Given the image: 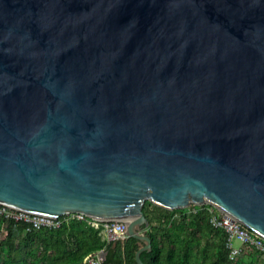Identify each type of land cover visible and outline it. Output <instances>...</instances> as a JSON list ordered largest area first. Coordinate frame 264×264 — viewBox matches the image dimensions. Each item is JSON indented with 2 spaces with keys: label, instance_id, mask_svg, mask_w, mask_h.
I'll return each mask as SVG.
<instances>
[{
  "label": "water",
  "instance_id": "95a60500",
  "mask_svg": "<svg viewBox=\"0 0 264 264\" xmlns=\"http://www.w3.org/2000/svg\"><path fill=\"white\" fill-rule=\"evenodd\" d=\"M148 201L264 238V0H0V203L125 222L145 264Z\"/></svg>",
  "mask_w": 264,
  "mask_h": 264
},
{
  "label": "trees",
  "instance_id": "16d2710c",
  "mask_svg": "<svg viewBox=\"0 0 264 264\" xmlns=\"http://www.w3.org/2000/svg\"><path fill=\"white\" fill-rule=\"evenodd\" d=\"M198 210L188 214L146 202L143 212L153 249L143 252L141 260L145 264H264V256L252 245H244L243 257L231 261L226 235L210 225L207 211ZM88 221L34 231L24 223L0 217V264H84V258L97 251L106 253L105 264H138L137 239L107 242L101 229ZM214 235L218 240L211 242Z\"/></svg>",
  "mask_w": 264,
  "mask_h": 264
},
{
  "label": "built area",
  "instance_id": "2783aa9c",
  "mask_svg": "<svg viewBox=\"0 0 264 264\" xmlns=\"http://www.w3.org/2000/svg\"><path fill=\"white\" fill-rule=\"evenodd\" d=\"M209 213V223L215 229L226 235V249L229 259L233 262L243 257L244 245H252L264 256V238L245 226L232 215L223 212L214 205H204L193 207L189 213H197L199 210ZM0 217L5 220H13L24 223L28 230L40 231L44 229L56 230L73 222L88 221L87 216L80 213H70L58 218L32 214L10 208L0 203ZM88 223L95 229H101V236L107 242L124 240L126 234L116 235L115 230H127L128 225L125 222L106 221L96 222L92 219ZM238 243V245H236ZM104 251H97L84 258V264H105Z\"/></svg>",
  "mask_w": 264,
  "mask_h": 264
},
{
  "label": "rangeland",
  "instance_id": "374dc122",
  "mask_svg": "<svg viewBox=\"0 0 264 264\" xmlns=\"http://www.w3.org/2000/svg\"><path fill=\"white\" fill-rule=\"evenodd\" d=\"M209 203H205L204 205H208ZM204 205H201V206H204ZM209 205H212V204H209ZM194 206H196V207H199V206H197V205H194V204H192L190 207H188L187 209H183L186 213H188L189 214V212L191 211V210H193V207ZM214 240L215 241H217L218 240V238L216 237V235H214L212 238H211V242H214ZM236 245H238V243H236Z\"/></svg>",
  "mask_w": 264,
  "mask_h": 264
}]
</instances>
